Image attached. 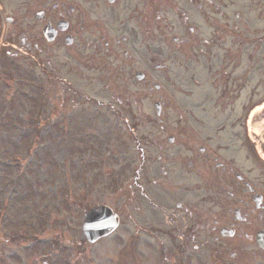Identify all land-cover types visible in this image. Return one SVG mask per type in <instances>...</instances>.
Segmentation results:
<instances>
[{
    "label": "flooded vegetation",
    "instance_id": "obj_1",
    "mask_svg": "<svg viewBox=\"0 0 264 264\" xmlns=\"http://www.w3.org/2000/svg\"><path fill=\"white\" fill-rule=\"evenodd\" d=\"M256 6L264 15V0H0V53L28 60L59 83L63 74L94 69L91 82L107 89L113 104L140 101L136 87L159 91L161 71L169 78L167 64L179 58L185 72L204 60L221 115L234 117L231 125L221 118L217 139L190 129L187 155L173 158L161 155L166 145L159 135H147L148 146L159 150L150 156L155 166L144 172L149 163L131 162L136 174L124 182L120 207L111 206L124 229L130 223L160 249L167 245L171 264H264V76L248 78L264 42V32L250 33ZM245 55L246 69L239 72ZM167 96L154 100L158 123ZM177 132H169L166 142L179 141ZM228 136L232 144L224 142ZM121 159L126 165L131 158L124 153ZM136 175L130 190L127 182ZM149 202L163 203L160 212L148 209ZM141 237L142 245L154 246Z\"/></svg>",
    "mask_w": 264,
    "mask_h": 264
},
{
    "label": "rangeland",
    "instance_id": "obj_2",
    "mask_svg": "<svg viewBox=\"0 0 264 264\" xmlns=\"http://www.w3.org/2000/svg\"><path fill=\"white\" fill-rule=\"evenodd\" d=\"M259 10L256 6L249 15L254 35L264 32ZM246 55L239 72L246 69ZM263 56L264 42L256 48L251 81L264 76ZM183 61L167 64V79L161 71L159 91L136 87L132 92L142 95L137 97L140 101L117 105L109 101L107 89L91 82L94 69L63 74L65 81L59 83L27 60L0 54V264H171L167 245L160 249L156 239L141 237L130 223L128 231L119 224L93 244L85 241L80 228L84 212L95 203L120 207L124 182L136 174L135 162L149 163L144 172L155 166L150 156L156 158L159 150L148 146L152 141L147 135H159L166 145L161 155L173 158L187 155L183 144L190 129L192 135L217 139L221 118L228 120L226 128L231 125L234 117L229 111L221 115L204 60L192 62L188 72L179 66ZM171 79L176 82L170 84ZM162 92L168 101L158 123L152 102ZM169 132H177L180 140L167 143ZM231 139L228 136L224 142L232 144ZM143 150L150 154H141ZM124 153L131 158L126 165L121 159ZM138 176L127 182L128 189H136ZM155 205L149 202L148 209L160 212L163 203ZM139 237L149 238L154 246L142 245ZM160 238L169 242L166 234Z\"/></svg>",
    "mask_w": 264,
    "mask_h": 264
},
{
    "label": "water",
    "instance_id": "obj_3",
    "mask_svg": "<svg viewBox=\"0 0 264 264\" xmlns=\"http://www.w3.org/2000/svg\"><path fill=\"white\" fill-rule=\"evenodd\" d=\"M156 111L157 105L155 103ZM118 224V216L109 207L97 205L84 213L81 230L84 238L92 243L112 232Z\"/></svg>",
    "mask_w": 264,
    "mask_h": 264
}]
</instances>
